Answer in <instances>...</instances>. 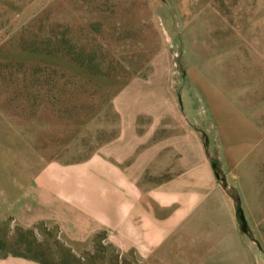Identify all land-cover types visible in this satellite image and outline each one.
Instances as JSON below:
<instances>
[{"label":"rangeland","instance_id":"rangeland-1","mask_svg":"<svg viewBox=\"0 0 264 264\" xmlns=\"http://www.w3.org/2000/svg\"><path fill=\"white\" fill-rule=\"evenodd\" d=\"M85 174L121 202L186 177L185 239L140 260L14 220ZM22 243L52 264H264V0H0V257Z\"/></svg>","mask_w":264,"mask_h":264},{"label":"crops","instance_id":"crops-1","mask_svg":"<svg viewBox=\"0 0 264 264\" xmlns=\"http://www.w3.org/2000/svg\"><path fill=\"white\" fill-rule=\"evenodd\" d=\"M85 176L76 179L69 195L40 188L44 198L39 210L26 212L24 207L18 216L13 212L14 220L24 228L38 223L55 229L78 251H87L97 236L106 235V243L121 252L133 247L140 260L156 261L158 251L164 245L185 239L186 224L178 221L186 218V177L166 188H154L156 190L153 189L150 197L142 201H138L139 194L121 202V197L107 188L109 178L103 181V190L100 191L93 187L94 180L88 174ZM78 185L82 189L74 187ZM136 201L138 205H134ZM172 250L176 251L175 247ZM0 264L43 263L27 255L8 254L0 257Z\"/></svg>","mask_w":264,"mask_h":264},{"label":"trees","instance_id":"trees-1","mask_svg":"<svg viewBox=\"0 0 264 264\" xmlns=\"http://www.w3.org/2000/svg\"><path fill=\"white\" fill-rule=\"evenodd\" d=\"M60 44L61 45H65L66 42H65V38L62 36L60 38ZM65 50L66 48H55V49H49V48H45L44 50H32V54L33 55H45L47 57H53L55 59H60L62 54L65 55ZM87 58H85V60H83L84 62L80 64L79 62V59H77V57L73 56V57H70L69 61L73 64L76 65L77 68H79V70L83 71L84 73H86L85 75L88 76V77H91V78H94V77H97L98 75V72L93 69L89 63V60H92V58L90 56H86ZM29 244H25V243H22V245L26 248L24 249L25 253H27L26 255L29 256V257H32L38 261H40L41 263L43 264H52L50 262H48L46 259L40 257V256H30L29 254L32 253L31 252V247H29ZM28 245V246H27ZM30 252V253H29ZM22 253V252H21ZM15 255H19V254H15ZM23 255V254H21ZM65 264H68L69 261L67 260V258H62L61 259ZM62 262V263H63Z\"/></svg>","mask_w":264,"mask_h":264}]
</instances>
